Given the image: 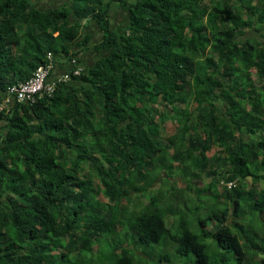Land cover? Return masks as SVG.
<instances>
[{"label":"trees","instance_id":"16d2710c","mask_svg":"<svg viewBox=\"0 0 264 264\" xmlns=\"http://www.w3.org/2000/svg\"><path fill=\"white\" fill-rule=\"evenodd\" d=\"M0 106V264H264V0H0Z\"/></svg>","mask_w":264,"mask_h":264},{"label":"crops","instance_id":"0c3cea01","mask_svg":"<svg viewBox=\"0 0 264 264\" xmlns=\"http://www.w3.org/2000/svg\"><path fill=\"white\" fill-rule=\"evenodd\" d=\"M135 1L136 0H127L128 3H134ZM109 17L111 21V28L115 31L123 33L129 27L130 20L125 8L115 4L110 5ZM83 33L85 35L91 36V42L88 43L87 46H85L86 49L83 48V52L81 53V55H78L77 59H81V61L89 60V62L92 63V60L94 59L96 53L91 48L101 42L103 32L98 27V25L93 22L91 23L90 27H88L87 29H83ZM62 63L60 66H57L56 70L52 74L51 77L53 80H56L63 76L68 68H71V65L68 66V64L64 65V62Z\"/></svg>","mask_w":264,"mask_h":264},{"label":"rangeland","instance_id":"374dc122","mask_svg":"<svg viewBox=\"0 0 264 264\" xmlns=\"http://www.w3.org/2000/svg\"><path fill=\"white\" fill-rule=\"evenodd\" d=\"M63 1H65V0H36V4H45V5H47V4H49V5H59V4H61ZM246 37L247 38H256V39H258V40H261L262 41V37L261 36H259V34L255 31V29L254 28H250V29H248L247 30V35H246ZM242 39H245V37H242ZM164 177V182L162 183V189H161V191L159 192V194H161L162 195V200L161 201H166L168 204L166 205V206H171V205H169V204H173L172 203V197H175V195H174V191H173V187L172 186H170V182H169V180L170 179H168V185H166V179L168 178L167 176H163ZM171 181V180H170ZM158 186V185H157ZM178 189V188H177ZM158 190V187H154L153 188V193L154 192H156ZM181 191V196L183 195V193H185V192H187V190H185V189H183L182 187L179 189V192ZM149 193V192H148ZM204 195H206V194H204ZM191 197V196H190ZM185 198H187L186 197V195H185ZM183 199V197H182V199L183 200H185V201H187V199ZM191 199H192V202H195V201H197V198L196 197H191ZM179 201L181 202V200L179 199ZM177 204H179V203H177L176 202V204H173V205H177ZM180 214V212H178V213H175V214H172V216H175V217H177L178 215ZM263 232V235H264V230L262 231ZM262 234V233H261ZM208 253L210 254V251L208 250ZM260 256V255H259ZM261 257V256H260ZM263 258V257H262ZM258 258H255V261H256V264H258L259 263V261H261V260H257ZM186 260H188V258H185V257H180L179 255H177V253L176 252H174V254H172L171 255V261H165L167 264H177V263H179V264H187V262H186Z\"/></svg>","mask_w":264,"mask_h":264},{"label":"built area","instance_id":"2783aa9c","mask_svg":"<svg viewBox=\"0 0 264 264\" xmlns=\"http://www.w3.org/2000/svg\"><path fill=\"white\" fill-rule=\"evenodd\" d=\"M77 61H73L76 64ZM54 68V64L51 62L47 67H40L36 72L32 80L23 86L21 89L16 90L18 92L19 100L30 101L33 100V96L41 91H49L50 93L54 90V83L48 84L50 73ZM80 70L74 71V75L79 74ZM67 77V76H66ZM65 77V78H66ZM3 109L0 106V111Z\"/></svg>","mask_w":264,"mask_h":264},{"label":"clouds","instance_id":"9594fccd","mask_svg":"<svg viewBox=\"0 0 264 264\" xmlns=\"http://www.w3.org/2000/svg\"><path fill=\"white\" fill-rule=\"evenodd\" d=\"M113 5V4H112ZM108 12H109V10H108ZM75 60V59H74ZM73 60V61H74ZM78 60V59H77ZM72 61V62H73ZM76 61V60H75ZM70 63V65H71V68H70V70L72 71V73L74 72V71H76V70H80L78 67H77V65H78V62H76V64H73V63ZM53 74V73H52ZM74 74V73H73ZM69 76V72H66L65 74H64V76ZM52 76V75H51ZM51 78V77H50ZM5 103H7V102H5ZM251 181V180H250ZM221 185H223V186H226L228 189H232L233 187H235L236 186V183H237V181H230V182H226L225 180H222L221 182ZM195 192V191H194ZM196 197V193H192L191 194V197Z\"/></svg>","mask_w":264,"mask_h":264}]
</instances>
